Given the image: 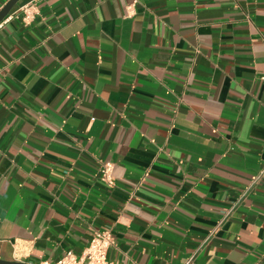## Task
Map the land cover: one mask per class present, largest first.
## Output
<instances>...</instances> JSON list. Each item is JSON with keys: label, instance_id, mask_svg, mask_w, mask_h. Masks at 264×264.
Here are the masks:
<instances>
[{"label": "crops", "instance_id": "1", "mask_svg": "<svg viewBox=\"0 0 264 264\" xmlns=\"http://www.w3.org/2000/svg\"><path fill=\"white\" fill-rule=\"evenodd\" d=\"M263 77L264 0H20L0 23V264L80 256L97 229L121 264H264Z\"/></svg>", "mask_w": 264, "mask_h": 264}, {"label": "built area", "instance_id": "2", "mask_svg": "<svg viewBox=\"0 0 264 264\" xmlns=\"http://www.w3.org/2000/svg\"><path fill=\"white\" fill-rule=\"evenodd\" d=\"M132 6L128 7L130 12ZM33 18V12H27L25 21L28 22ZM264 80V77L262 78ZM114 164L112 162H102L100 166V178L109 187L116 186V179L113 175ZM264 175V170L261 171L253 179V184ZM114 245V237L109 229H97L94 235L84 250L82 255L68 253L62 256L55 262L43 260L40 264H121L109 259L108 254L111 247Z\"/></svg>", "mask_w": 264, "mask_h": 264}, {"label": "water", "instance_id": "3", "mask_svg": "<svg viewBox=\"0 0 264 264\" xmlns=\"http://www.w3.org/2000/svg\"><path fill=\"white\" fill-rule=\"evenodd\" d=\"M20 0H10L4 8L0 11V23L6 19V17L10 14L12 9L15 7V5L19 2ZM6 264H28V263H22V262H2Z\"/></svg>", "mask_w": 264, "mask_h": 264}]
</instances>
